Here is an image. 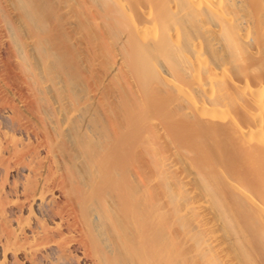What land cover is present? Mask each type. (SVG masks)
Returning <instances> with one entry per match:
<instances>
[{
    "label": "bare ground",
    "instance_id": "obj_1",
    "mask_svg": "<svg viewBox=\"0 0 264 264\" xmlns=\"http://www.w3.org/2000/svg\"><path fill=\"white\" fill-rule=\"evenodd\" d=\"M0 264H264V0H0Z\"/></svg>",
    "mask_w": 264,
    "mask_h": 264
}]
</instances>
